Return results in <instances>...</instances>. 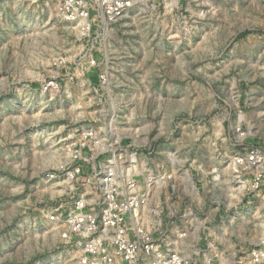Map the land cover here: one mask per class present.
Wrapping results in <instances>:
<instances>
[{
  "label": "rangeland",
  "instance_id": "1",
  "mask_svg": "<svg viewBox=\"0 0 264 264\" xmlns=\"http://www.w3.org/2000/svg\"><path fill=\"white\" fill-rule=\"evenodd\" d=\"M60 2L0 0V264H79L46 222L67 195L49 177L90 128L160 166L147 218L167 244L207 264L209 237L229 263L264 221L235 162L264 155V0L139 5L97 41Z\"/></svg>",
  "mask_w": 264,
  "mask_h": 264
},
{
  "label": "built area",
  "instance_id": "2",
  "mask_svg": "<svg viewBox=\"0 0 264 264\" xmlns=\"http://www.w3.org/2000/svg\"><path fill=\"white\" fill-rule=\"evenodd\" d=\"M161 1L61 0L59 9L65 19L77 23L82 39L97 41L129 9ZM169 2L175 7L177 0ZM104 146L94 128L76 132L58 172L50 174L49 179H58L67 195L50 206L46 222L54 226L68 251H77L79 264H191L164 241L167 233L160 230L161 224H148L151 194L161 183L160 166L146 169L144 155L125 153L120 141ZM235 162L252 174L248 181L241 173L237 181L249 183L264 197V171L258 170L264 163L262 152L251 151ZM175 235L181 239L186 233ZM206 240L208 251L217 257L212 239ZM205 257L207 264L215 262L210 253ZM218 263L264 264V221L255 244L239 247L229 263L221 259Z\"/></svg>",
  "mask_w": 264,
  "mask_h": 264
},
{
  "label": "bare ground",
  "instance_id": "3",
  "mask_svg": "<svg viewBox=\"0 0 264 264\" xmlns=\"http://www.w3.org/2000/svg\"><path fill=\"white\" fill-rule=\"evenodd\" d=\"M207 258H208V256H207Z\"/></svg>",
  "mask_w": 264,
  "mask_h": 264
}]
</instances>
